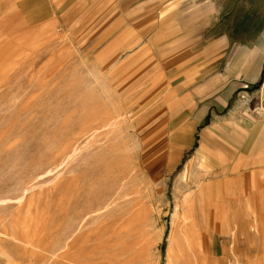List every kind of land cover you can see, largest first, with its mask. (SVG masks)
<instances>
[{
    "label": "rangeland",
    "instance_id": "obj_1",
    "mask_svg": "<svg viewBox=\"0 0 264 264\" xmlns=\"http://www.w3.org/2000/svg\"><path fill=\"white\" fill-rule=\"evenodd\" d=\"M5 2L0 264H264V216L234 224L222 176L169 133L185 8L97 0L21 32Z\"/></svg>",
    "mask_w": 264,
    "mask_h": 264
},
{
    "label": "crops",
    "instance_id": "obj_2",
    "mask_svg": "<svg viewBox=\"0 0 264 264\" xmlns=\"http://www.w3.org/2000/svg\"><path fill=\"white\" fill-rule=\"evenodd\" d=\"M166 4L185 8L169 20L177 23L170 136L192 145L201 166L222 176V213L232 215L234 224L246 215L254 222L264 216V0L153 2ZM2 5L16 19L9 21L17 30L54 31L84 12L92 14L97 0H6ZM225 224L231 222L223 221L224 230L236 228Z\"/></svg>",
    "mask_w": 264,
    "mask_h": 264
},
{
    "label": "bare ground",
    "instance_id": "obj_3",
    "mask_svg": "<svg viewBox=\"0 0 264 264\" xmlns=\"http://www.w3.org/2000/svg\"><path fill=\"white\" fill-rule=\"evenodd\" d=\"M39 232V231H38ZM16 239V238H15ZM29 239V238H28ZM34 239V238H33ZM35 240V239H34ZM30 241V240H29ZM30 243V242H29ZM43 243V242H42ZM41 245V244H40ZM32 246V245H31ZM39 246V245H38Z\"/></svg>",
    "mask_w": 264,
    "mask_h": 264
}]
</instances>
